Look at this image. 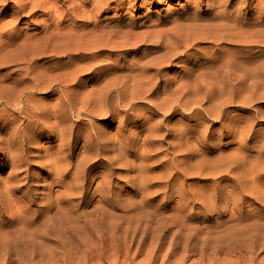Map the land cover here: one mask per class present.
I'll use <instances>...</instances> for the list:
<instances>
[{"label": "rangeland", "instance_id": "obj_1", "mask_svg": "<svg viewBox=\"0 0 264 264\" xmlns=\"http://www.w3.org/2000/svg\"><path fill=\"white\" fill-rule=\"evenodd\" d=\"M8 1L16 4V1L21 0ZM202 1L200 4L201 6L199 5L196 7L191 0H122L119 6L121 7L120 10H118V8L112 10L109 15L116 17L114 18L115 20L113 19V23L120 19L122 24H124L123 27L126 28V26L131 25L134 28V37L129 41L131 44L113 48V50L110 46H107L109 48L106 46L100 47L101 51L99 48H94V51L98 52L99 55L96 53L95 56H89L90 58H84L83 60H81V56H85L86 53H89L86 50H84L85 52L80 49L76 50V48H79L78 45H0V59L10 60L7 65H2L0 67V75H10L17 78L19 77V79H24V76L30 73L32 76L41 79L53 90L49 93H43L45 90L40 89L29 90L27 96L29 106L28 113L31 116L38 115L44 105H54L58 101L60 102L61 99L66 98L67 93L71 95V101L76 104V108L67 114V121L65 122H74L73 126L76 131L75 149L72 161L79 170L78 173H75V176L79 175L80 179L75 181L79 190L74 200L78 202L81 194L80 192L85 191V202L76 205L74 207V212L77 213V215L81 212L80 218L82 220L85 218H95L98 215L104 216L105 225H108L113 230L105 227V234L100 237L101 239L99 242L118 239V235L113 234L116 225L118 227L116 232L119 233L121 240H124L127 235L130 237L133 235L138 236L139 225L144 226L148 223V220L152 221V223H159L165 227V230L161 229V232L164 231L163 237L160 238L161 232H156L157 236H155L156 233L153 231V234H151L152 236L150 235L144 238L147 242L141 247L139 241L136 240L139 239L137 237L135 238L136 241L130 238L128 241L129 243L127 242L124 244L122 242L123 246L120 244L117 251L115 249H103V247L100 246L99 248L104 251L102 255H96V250L91 252V249L88 247H72L65 250L64 247L59 244L57 245V255H61L62 261L64 258L68 259L65 264H81L86 260L88 264H122L127 261H129L130 264H180V262H183V264H225L237 259L236 256L229 253L212 252V249L203 248L205 247L204 245H201L197 250H192L187 256L184 255V251L177 253V251L172 250L179 248V237L176 234L178 230L174 224H171L172 219L176 217L174 215L176 208L173 206H175L176 203L178 204L179 196L178 192L176 193L177 190H175L170 197H165L162 193L164 190L162 188L159 191L151 193L150 198L148 196L144 201L141 199L142 194L146 192L149 193L150 190H157V188H159L150 185V183H152L151 180L148 181V183H144L141 180L144 177L157 176V174L161 175L163 172L167 171V168L171 164L172 156H174L171 149H169V151L163 149L168 145V142L161 143V141L157 139L152 141L146 139V131L142 129L154 122L158 121L157 123L162 129H165L167 125H177L181 127L182 125L179 121L191 125L194 123V119H198L203 115H197L196 112L190 114L191 116L185 117V115L193 111L194 108L192 107H200L204 112V119H207L206 123L210 124L211 130H214V136L212 137L214 138L213 143L220 142V144H218L219 147L217 146L218 149L215 148L212 151V156L217 154L226 155L233 152L239 153L240 151L238 152L236 149L240 147V140L242 142H245V140L249 142L250 148L242 150L249 155V158L246 159L248 161L251 159V155H255L262 149V146L259 145V141L264 137V44L263 42H254L243 45L229 36H226V39L225 35L227 31L223 30L224 32H222L214 23L216 22L215 20L218 22L214 14L218 9L211 10L209 4L206 3L208 0ZM235 1L236 0H233L231 8L242 3V0ZM85 4L82 7L90 8V2ZM250 4L248 10L247 8L245 9L246 13L249 15L247 21L248 26L245 29L249 30V28L253 29L256 27L258 33H261L260 35L263 37L264 9L262 8H264V0H251ZM114 5H116V3L112 2V6ZM258 7L259 10H257ZM62 11L63 8H60L59 12ZM192 13L195 14V18L191 16ZM259 16L261 19H258L261 20V23L255 25L254 20ZM43 17L44 16H40L37 18L41 20ZM10 18L11 15L3 18L0 17V23ZM74 19L72 18V20H69L70 23L68 21L66 23L74 24L76 22ZM198 22L201 23V26L203 24L204 26L201 27ZM209 22L210 24H208ZM185 23H189V26L192 23V29ZM206 24H208V27L205 26ZM179 25L183 28L181 27L176 30L178 34H174L175 32L170 30L171 27L176 29L180 27ZM253 25L255 26L253 27ZM33 26L35 25L32 24V28L29 26L30 32H37L40 30L33 28ZM187 28L188 31L190 30L192 32L197 29L199 32L195 30V32L192 33L195 36H192L190 31L189 34L186 31ZM260 28H263V33ZM215 30L216 32H214ZM147 32H149L151 38L156 40L153 42L148 40L147 38L150 37H148L149 35ZM195 33L198 37H196ZM201 33H205L204 36H202ZM188 35H191L194 39H199V41L196 39L193 41L194 39L191 36L190 39ZM37 36H40V34ZM213 36L219 39H214L212 38ZM179 40H181V43ZM175 42L177 46L174 48L172 43L174 44ZM153 45H156V47L152 48ZM31 46L33 49L31 51L27 50V48ZM35 50L37 55L33 54ZM179 55H181V57L177 58ZM65 61H68V63ZM228 61L237 63L240 67L252 68V72L248 76H244L242 75L243 71L240 69L229 75L226 65L219 67V65L226 62L228 63ZM144 63H146V65H144ZM24 65V74L19 76ZM158 65L159 67H157ZM115 66H118V68ZM144 68L149 71L146 76L148 77L147 80L151 81L149 83L151 84L150 89H147L149 84L140 85L141 83H137V85L134 84L133 86L125 88L121 96H119L118 91L115 89H103V86H105L103 83L106 80L102 81V79L106 77L108 79L123 70H127L126 72H128V69L129 71L130 69L134 70V72L130 71L134 74H139ZM67 75L80 77V79H82L80 85L65 86L61 80ZM86 75L89 76L87 77ZM55 76H58L57 79L59 82L52 81ZM167 83H171V85L165 86ZM183 84L185 86H183ZM166 87L168 90H166ZM182 88H184L187 93L185 95H188L184 98V101H188L187 105H185V107L178 106L177 110L170 115L169 122L165 119L163 120L165 112L159 107L153 106V109L146 107L149 104H154L150 101L153 99L160 107L166 105L170 108L174 105L176 108L175 104L177 103H175L174 100L177 95L184 91ZM165 91H167V93H165ZM138 95L146 96V98H140ZM121 97L125 101L121 102ZM103 98L108 99V104L102 102ZM127 100H130L129 104L133 107L128 113L125 112V103H127ZM223 101L225 104L222 103ZM83 102H85V104H83ZM37 107L41 109L36 110ZM70 108H74V106ZM108 108H110V110ZM206 108L212 109L211 111L215 112L216 116L219 112H223L222 117L209 115L206 112ZM46 111L47 110L44 109V113ZM53 113L54 112H46L47 120H53ZM50 115L51 117H49ZM220 120L231 123L236 122L239 127L245 126L248 129L250 128L252 137L249 140L247 138L245 139V137L241 139L239 133H236V131L240 129L238 128L235 130L233 125L231 132L221 136L219 131H217L221 128ZM205 127L206 126L198 125L195 126L194 129L187 130V132L193 139H198L199 136H202L201 130ZM98 135L104 137L102 141L103 144L112 143L116 141L117 138L126 139L124 146H121L125 149V152H120L121 157H115L111 161H108L107 157L112 156V153L109 152L106 155L101 153L104 147L95 143ZM87 136L89 137V141H86ZM39 138L45 146L49 147L50 153L55 151V148L58 147V143L60 142L59 139L50 137L48 132L41 133ZM129 138L133 144L128 141ZM172 139L173 135L168 137V140L171 141ZM197 144H203L202 140L197 142ZM117 146L120 147V144L118 143ZM140 149H144L148 153V156L140 154ZM172 150L174 154H176L177 148L172 147ZM163 156H165V158ZM258 159H264V154ZM32 162L35 163V161ZM141 163L148 165V167L144 168L143 172H141L139 168ZM88 165H91V167L85 172ZM9 171L10 167L1 169L0 178L7 175ZM33 172L35 174L33 173L32 176L36 177L39 175L41 177L46 175L48 171L44 169L40 172L36 170ZM233 172H235V170ZM24 173H20L19 176H24ZM171 173L172 168L170 170V174ZM204 176L205 175L198 176L196 173L186 175L187 179L185 182L186 186L189 187L187 189L189 193L187 196H193L197 191L202 192V190L203 193L205 191L207 193L209 190L208 184L211 180L203 178ZM66 178L70 179L71 176H67ZM86 178L87 182L85 184ZM155 180L156 178H154L153 181ZM229 181L230 180H226L224 182L227 184L234 182L232 180ZM40 182L43 181L41 180ZM106 187L108 188L104 191L99 190ZM175 187L177 186L175 185ZM175 187L173 186V188ZM54 188L58 189L62 196L64 195L65 188L63 182L60 185H55ZM190 189L194 191L190 192ZM48 190V188L42 186H37L36 188V192H38L39 195L48 192ZM195 197L197 198L198 196L187 197L185 200L188 201V205L190 206L194 205V202H196V206L199 208L201 202L196 200ZM100 198H102L103 201L98 202ZM252 200L253 199L248 196L242 203L229 202L226 206L229 204H231V206L229 205L227 207H232V205L239 206L251 202ZM37 202L40 205L41 203H47L48 199L38 198ZM163 203H166L168 208L162 207L161 204ZM223 203L224 202L219 201L218 204L226 207ZM35 206L36 205L33 204L32 208H35ZM190 210L192 209L188 207L186 213L188 214ZM55 211L54 207L49 209L46 213L40 211L38 216L32 217V219L39 222L44 221L53 216ZM91 212H93V215L84 216L86 213ZM6 220L7 218L0 219V223L4 222L7 224ZM214 220L215 219H212L211 221ZM187 221H190L195 226L202 224V221L198 218H190ZM168 224H171V226L166 227ZM203 224L207 223L203 222ZM8 228L7 226L6 229ZM80 235H82V233H80ZM153 235L154 238H152ZM138 237H141V235ZM148 237H150V239ZM147 238L148 240H146ZM114 244H117V242H114L108 248ZM95 247L97 248L98 246ZM201 248L203 249L202 251L200 250ZM179 249L184 250L182 247ZM261 256H264V252Z\"/></svg>", "mask_w": 264, "mask_h": 264}, {"label": "bare ground", "instance_id": "obj_2", "mask_svg": "<svg viewBox=\"0 0 264 264\" xmlns=\"http://www.w3.org/2000/svg\"><path fill=\"white\" fill-rule=\"evenodd\" d=\"M191 1L196 7L203 2L202 0ZM250 1L251 0H242V3L239 2L240 4L238 6L234 5L235 7L233 8H231L233 0H208L206 3L209 4L211 10L218 9L216 13H214L218 22L217 20L213 22L222 32H224L223 30L227 31L228 35L226 34L225 38L229 36L243 45L254 42H263L264 44V36L262 37L260 35L261 33H258L257 28L254 27L261 23L260 16L254 20L255 25H253V29H245L248 26L247 21L249 16L245 9L247 8L248 10V6L251 5ZM16 2L17 3L14 4L8 0H0V17L3 18L11 15L9 20L0 23V45H78L79 48H76V50L80 49L83 52L86 50L89 53H86L85 56H81V60H83L84 58L95 56L96 53L99 55L98 52L94 51V48H99L101 51L100 47L110 46L113 50V48L131 44L129 41L134 37V28L131 25L126 26V28L123 27L124 24H122L120 19L113 23L116 17L109 15L112 10L117 8L120 10L121 7L119 6L122 0H21ZM88 2L91 3L90 8L82 7ZM112 2L116 3V5L112 6ZM60 8H63L62 12H59ZM257 10H259V7ZM40 16L44 17L38 20L37 17ZM191 16L194 17L195 14L192 13ZM72 18L76 20L74 24L66 23L72 20ZM32 24L35 25L33 28L40 30L37 32H30L29 26L31 27ZM188 24L186 25L189 26ZM200 24L201 23H199V25ZM208 24H210V22ZM208 24L205 26L208 27ZM191 25L193 26L192 23ZM191 25L189 28L192 29ZM179 26L180 27L176 29L172 27L168 29L174 31V34H178L176 30L182 27L181 25ZM203 26L204 24L201 27ZM195 30L192 32L189 31L192 34ZM186 31L189 34L188 28ZM214 32H216V30ZM38 34H40V36H37ZM147 34L149 35V32H147ZM204 34L205 33H203L202 36H204ZM193 35L194 34H192V36ZM190 36L188 35L191 39L192 36ZM148 37H150V35ZM196 37H198L197 34ZM212 38L219 39L216 36ZM147 39L152 42L156 40L151 37ZM195 39L193 41H195ZM196 40L199 41V39ZM179 41L181 43V40ZM172 45H174L175 48L177 43H172ZM154 47H156V45L152 46V48ZM32 49V46L27 48L29 51ZM125 50L128 51L127 49ZM33 54L37 55L36 50ZM180 57L181 55L177 56V58ZM9 61L10 60L0 59V67L2 65H7ZM65 62L68 63V61ZM144 65H146V63H144ZM222 65H226L229 75L240 69L243 71L242 75L244 76H248L252 72V68L240 67L239 64L232 61L223 63L219 65V67ZM115 67L118 68V66ZM157 67H159V65ZM24 71L25 65L19 76L24 74ZM126 71L123 70L108 79L107 77L102 79V81L106 80L103 83L105 84L103 89H115L118 91L119 96H121L123 90L129 86H133L134 84L137 85V83H141L140 85L149 84L151 82L147 80L148 77L146 75H148L147 73L149 71L146 68L139 74H134V70L131 69L130 71L133 72H130L129 69L128 72ZM57 77L58 76H55L52 81H58ZM81 80L80 77L67 75L61 81L65 86H71L80 85ZM169 84L171 85V83H167L165 86ZM183 86L185 85L183 84ZM150 87L151 84L147 86V89H150ZM31 89L45 90L43 93L53 91L41 79L32 76L30 73H27L24 79H19V77L17 78L10 75H0V170L10 167L8 174L6 173L7 175L0 178V219L7 218V224L4 222L0 223V264H65L68 259L64 258L62 261L61 255H57V245L59 244L62 245L65 250L72 247H88L91 249V252L96 250V255H102L104 251L99 248L100 246L103 247V249H115L117 251V248L120 244L122 245V242L126 244L130 238L135 240L137 237L139 239L136 240L139 241L141 247L147 242L144 238L153 234V231L155 233H160L161 229L165 230L163 225L152 223V221L148 220V223L144 226L139 225L138 227V236L141 235V237L134 235L130 237L127 235L124 240H121L119 233L116 232V230H118L116 225L113 234L118 235V239L109 241L104 239L108 242H99L101 239L100 237L105 234V227L113 230L108 225H105L104 216L98 215L95 218H85L82 220L80 218L81 212L78 215L74 212V207L76 205L85 202V191L80 192L81 194L78 202L74 200L79 190L75 181L80 179L79 175L75 176V173H78L79 170L72 161L75 149L76 131L73 126L74 122H65L67 121V114L76 108V104L71 101V95L67 93L66 98L61 99L60 102L58 101L60 104L57 102L54 105H44L42 109L37 107L36 110L41 109L38 115L31 116L28 113L29 106L27 98L29 90ZM166 90H168L167 87ZM182 90H184V88H182ZM165 93H167V91H165ZM185 94L187 93L184 90L175 97L174 101L177 103L175 104L176 108L174 105L170 108L166 105L160 107L153 99L150 101L154 104H149L146 107L149 109H153V106L159 107L165 112L163 120L165 119L169 122L170 115L177 110L178 106L185 107V105H187L188 101H184V98L188 95ZM138 97L143 99L146 98V96L140 95H138ZM107 101V98L102 99L103 103H107ZM122 101L125 100L121 97V102ZM129 103L130 100H127V103H125L126 113L133 108ZM222 103L225 104L224 101ZM83 104H85V102H83ZM71 106H74V108H70ZM43 108L47 110V113L54 112L52 114L53 120H50L51 122L47 120V114L46 112L44 113ZM192 108H194L193 111L185 115V117L191 116L190 114L195 112L197 115L203 116L194 119V123L191 125L179 121L182 125L181 127L177 125H167L165 129H162L157 121L142 129L146 131V139L151 141L157 139L161 141V143L168 142V145L163 149L168 151L171 149L174 156H172V161L167 171L162 174L160 173L161 175L157 174V176L144 177L141 180L144 183H148V181L151 180L152 183H150V185L156 188L159 187L157 190H150L149 193L146 192L142 194L141 199L144 201L148 196L150 198L151 193L159 191L162 188L164 189L162 193L165 197H170L171 194L177 190L176 193L178 192L179 196L178 204L176 203V205L173 206L176 208L174 212L176 217L172 219L171 224L177 227L178 231L176 234L179 237V248L182 247L184 249H172L177 251V253L184 251V255L187 256L192 250H197L201 245H204L205 247L203 248L212 249V252H225L236 256V260H232L225 264H264V256H261L264 252V159H258L264 154V137L262 136L263 138H261L263 141H259V145L262 146V149L255 155H251L249 161L246 160L249 158V155L245 151H242L250 148L249 142L246 140L245 142L240 140V147L236 149L238 152L240 151L239 153L233 152L226 155L217 154L212 156V151L217 148L220 142L213 143L214 138L212 137L214 136V130H211L210 124L206 123L207 119H204V112L201 108ZM108 109L110 110V108ZM211 110L210 108H206V112L209 115L222 117L223 112H219L216 116L215 112ZM49 117H51V115ZM220 123L221 128L217 131H219L221 136L231 132L233 125L235 130L238 128L240 129L236 131V133H239L241 139L245 137V139L247 138L249 140L252 137L250 128L248 129L245 126L239 127L236 122L221 121ZM198 125L206 127L201 130V137L199 136L198 139H193L187 130L194 129L195 126ZM44 132H48L50 137L60 140L58 147L55 148L53 153H50L49 147L45 146L44 143L40 141V134ZM171 135H173V139L170 141L168 137ZM103 140L104 137L98 135L95 143L104 147L101 151L102 154L106 155L109 152L112 153V156L107 157L108 161H111L115 157H121L120 152H125V149L121 146H124L126 139L117 138L116 141L112 143L104 144L102 143ZM201 140L203 144L198 145L197 142ZM86 141H89L88 136L86 137ZM128 141L133 144L130 138ZM118 143L120 147L117 146ZM172 147L177 148L176 154H174ZM140 154L147 155L148 153L144 149H140ZM163 157L165 158V156ZM32 161H35V163ZM91 165L87 166L85 172ZM145 167H148V165L141 163L139 167L140 171L143 172ZM171 168L172 173L170 174ZM44 169L48 171L46 175L41 177L39 175L36 177L32 176L34 170L40 172ZM234 170L235 172H233ZM20 173H24L25 175L19 176ZM192 173H196L198 176L205 175L203 178L211 180V184H208L209 190L207 193L206 191L203 193L202 190V192H195L196 194H193V196H187V194H189L187 191L189 187L186 186L185 180L188 178V176L186 178V175ZM67 176H71V178L68 179L66 178ZM154 178H156L155 181H153ZM41 180L43 182H40ZM226 180H232L234 182L227 184L224 182ZM62 182L65 188L63 196L58 189L54 188L55 185H60ZM86 182L87 178L85 179V184ZM175 185L177 187H175ZM37 186L46 187L49 190L39 195L38 192H36ZM173 186L175 188H173ZM107 188L108 187L98 189L104 191ZM191 191L193 192L194 190L190 189V192ZM194 196H198L197 198L195 197V199L201 202L199 208L196 206V202H194V205L190 206L188 205V201L185 200L187 197ZM248 196L253 199L251 202L239 206L236 204V206L232 205V207H227L229 205L231 206V204L226 206L229 202L242 203ZM38 198H47L48 202L39 205L37 202ZM101 201H103L102 198L98 199V202ZM219 201L224 202L223 204H225L226 207H223L224 205L220 206L218 204ZM33 204L36 205L35 208H32ZM161 206L168 208L166 203L161 204ZM52 207L56 210L53 216L40 222L32 219V217L38 216L40 211L46 213ZM188 207L192 210L187 214L186 211ZM90 214L93 215V212L86 213L84 216L87 217V215ZM190 218H198L202 221V224L195 226L190 222L191 220L189 222L187 221ZM212 219L215 220L211 221ZM203 222L207 224H203ZM171 224L166 225V227H170ZM7 226L9 227L8 229H6ZM80 233H82V235H80ZM163 235L164 231L160 233V238L163 237ZM155 236H157V233ZM148 238L150 239V237ZM148 238L146 240H148ZM152 238H154V235ZM114 242H117V244L108 248ZM95 246L98 247L96 248ZM200 250L202 251L203 249L201 248ZM81 264H88V261L86 260ZM122 264L130 263L127 261ZM180 264H183V262H180Z\"/></svg>", "mask_w": 264, "mask_h": 264}]
</instances>
